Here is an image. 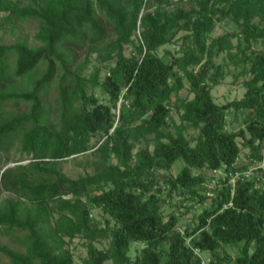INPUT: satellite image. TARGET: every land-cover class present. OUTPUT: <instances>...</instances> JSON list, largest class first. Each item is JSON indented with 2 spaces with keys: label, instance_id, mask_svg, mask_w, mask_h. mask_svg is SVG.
<instances>
[{
  "label": "trees",
  "instance_id": "obj_1",
  "mask_svg": "<svg viewBox=\"0 0 264 264\" xmlns=\"http://www.w3.org/2000/svg\"><path fill=\"white\" fill-rule=\"evenodd\" d=\"M225 20L235 31L214 37ZM25 24L34 44L0 37V264H74L77 237L81 264H200L195 248L208 264H264V170L211 198L198 193L206 178L195 175L237 171V139L251 160L263 158L264 0H0L2 34ZM169 43L177 50L159 56ZM224 66L245 91L219 105L211 90ZM185 87L190 99L179 95ZM231 115L242 127L227 128ZM141 141L152 149L134 152ZM85 154L92 173L65 175L59 163ZM174 191L187 194L186 215L188 202L209 200L183 233L180 215L163 211ZM133 244L143 247L132 260Z\"/></svg>",
  "mask_w": 264,
  "mask_h": 264
},
{
  "label": "rangeland",
  "instance_id": "obj_2",
  "mask_svg": "<svg viewBox=\"0 0 264 264\" xmlns=\"http://www.w3.org/2000/svg\"><path fill=\"white\" fill-rule=\"evenodd\" d=\"M183 6L185 9L189 8V4L184 3ZM23 26L24 27L19 28L16 31H13V33L7 31L6 33L2 34V32H0V37H1L2 43L10 44L14 41V39L17 37V35L18 36L19 35H22V36L28 35L30 38V44H34L35 42L32 41V39H31V35L34 33L33 27L29 24H25ZM6 28H8V27H6ZM231 31H235L233 24L231 22L225 20L221 23L216 24L214 32L212 35L215 37V36H219V35H222L226 32H231ZM181 35L182 34L179 33L176 36V39H178ZM233 42L236 43L235 40H233ZM177 48H178V44L169 43V44L161 47L157 53L161 57H166L167 56L166 51L174 52L177 50ZM128 53H129V51L126 50L125 54L128 55ZM83 58H84V56L82 54H80L79 59L83 60ZM224 58H225L224 54L220 55L219 57L215 58V63L216 64H222L224 62ZM96 65H97V62L95 60V55H93L90 58V68H88L84 72V74L86 76H88L92 71L91 67L96 66ZM223 68H224V73H225L224 78L220 81L219 85L215 86L211 90V96H212L213 101L219 105H226L227 103L241 99V97L243 96V93L245 91V89L242 85V78H240L238 81L234 80V74L237 73V71H233L232 67L228 68V67L224 66ZM105 70L106 69L102 70L101 77H104ZM54 93H55L54 91H51L50 97H49V103H52V101L54 99V97H53ZM94 95L97 97V99H99V100L102 99V96L98 90H96L94 92ZM179 95L182 99H190L192 97V95H190L188 93L186 87L180 91ZM171 115H172L173 120L176 123H178L179 117L174 110L171 111ZM227 118L229 120L228 125H227L228 129H232V128L234 129L235 127H237V128L242 127L240 118H238L237 120H233V122H230L232 115L227 116ZM196 135H197L196 131H193V130H190L187 133V137L191 140H193L196 137ZM147 139L149 140L150 137ZM191 142H192V144H194L193 143L194 140ZM237 142L240 146V153H239L238 159L236 161V164L234 166L237 170H244L246 167H248L252 163V160H251V158L248 157L250 154L249 149L242 146L241 141L239 139H237ZM145 146H148V147H150V149H152V144L150 142L146 143V141H141L140 143H138L136 145L134 152H136L137 149H139V148H144ZM92 160H93L92 156H90L89 154H85L84 156L69 158L63 162H60L59 166L61 167V169L65 175H67L70 178L75 179L78 176L83 175L84 172L92 173V169L90 167L86 166L87 161H92ZM110 162H112V161H110ZM10 165L12 166L14 164L10 163ZM182 165L183 164L179 161L175 162L174 166L169 171V174L172 177H175L178 174V172L181 170ZM199 173L203 174L206 178V182L203 184V188L198 191V193L201 194L202 196H205V194H204L205 192L203 191V189L206 188V186L209 185L212 180L216 181V179H218L220 177V174H223L222 171L215 173V172H213V170H209V169H205V168L202 169L201 172L197 171L195 173V175H198ZM171 195L172 196L169 199L170 202L163 206V211H164L165 215H167L169 212H172V211H175V213H178L180 215L181 220L179 222V225L176 226V228L178 231H181V233H183V230L185 228L184 226L186 225V223H188L191 226V228L196 225V221L191 220L192 219L191 218L192 213H195V215H198L201 212L202 207H206L209 200L208 199L205 200L204 202H202V204L198 203L199 202L198 198L196 199L197 202H195V203L188 202V204H186V205L188 207L192 206L193 209L190 211L188 210L189 214L187 213V215H186V210H184V208H182L181 202L183 200H185V197L187 196V194H180L179 191H174V192H172ZM91 216L93 218H96L100 222L101 225H104V220L107 218V216L104 213H102L100 210H93L91 212ZM2 241H3V239L0 238V242H2ZM187 242H189V240H187ZM96 247L99 250H104L105 248L108 247V242L103 240L99 243H96ZM142 247H143L142 244H133L130 248L129 253H128L129 258L133 260ZM69 248L71 249L72 254H73L74 264H81L82 261L87 256L84 241L81 238L77 237L74 240H72V242L69 244ZM229 251L231 252V254L235 253L231 248L229 249ZM202 256L204 258H209V255L206 252L202 253ZM105 264H113V263H112V261H106Z\"/></svg>",
  "mask_w": 264,
  "mask_h": 264
},
{
  "label": "built area",
  "instance_id": "obj_3",
  "mask_svg": "<svg viewBox=\"0 0 264 264\" xmlns=\"http://www.w3.org/2000/svg\"><path fill=\"white\" fill-rule=\"evenodd\" d=\"M262 160L260 162L252 160V166L248 169L244 170H237V171H224V169L214 170L213 172L217 173L222 171L223 174H220V177L216 179V181L212 180L209 185L205 188V196L211 198L214 196L213 190L216 188H222L224 184L231 186V193H233V188L237 182V180H252L253 172L258 169L264 170V150L262 153ZM257 183V182H256ZM255 188H260V184H255ZM228 207L232 206V203L229 202ZM195 255L200 258V264H208L210 259L204 258L202 253L199 249H193Z\"/></svg>",
  "mask_w": 264,
  "mask_h": 264
}]
</instances>
